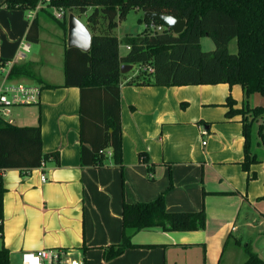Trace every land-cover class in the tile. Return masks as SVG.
Returning <instances> with one entry per match:
<instances>
[{
	"label": "crops",
	"instance_id": "0c3cea01",
	"mask_svg": "<svg viewBox=\"0 0 264 264\" xmlns=\"http://www.w3.org/2000/svg\"><path fill=\"white\" fill-rule=\"evenodd\" d=\"M90 11L74 15L85 19ZM41 12L34 14L39 41L35 46L29 44L30 52L18 63L30 65L40 80L27 79L42 86L39 105L15 108L12 118L22 127L40 122L43 154L57 153L59 158L49 157L42 166L22 172L0 170L5 189L1 240L8 246L1 247L9 251V259L24 251L58 248L71 255L79 252L85 264H221L226 244L233 241L241 250L248 244L264 260V247L263 257L256 252L257 244L264 245V200H259L264 194V160L252 165L249 173L241 170V116H225L227 97L236 101L235 109L243 106L241 87L224 83L131 86L125 83L136 73L122 77V165L109 160L101 168L82 167L79 89L62 86L65 32L60 27L44 38L46 21L40 22ZM29 24L23 11L0 8V59L18 56ZM251 99L254 104L263 102L253 96L248 101ZM259 124L253 126L255 134ZM201 129L207 131L206 136L200 135ZM140 154L148 158L153 180L147 165L139 160ZM249 174H255V179L248 181ZM163 192L170 213L204 208L205 229H129L130 242L140 247L103 260L104 249L121 244L122 204L151 202ZM238 224L247 232L252 230L253 237L242 231L236 234Z\"/></svg>",
	"mask_w": 264,
	"mask_h": 264
},
{
	"label": "trees",
	"instance_id": "16d2710c",
	"mask_svg": "<svg viewBox=\"0 0 264 264\" xmlns=\"http://www.w3.org/2000/svg\"><path fill=\"white\" fill-rule=\"evenodd\" d=\"M45 5L44 11L65 32L64 81L67 88L79 89V138L81 166L101 168L111 160L122 165V125L120 119L121 65L138 66L140 72L125 84L133 86L187 87L228 84L239 86L246 103L253 95L264 97V0H5L0 8L6 10H35ZM48 9L62 11L64 18L55 19ZM85 25L92 32L90 51L84 52L66 47V12L86 15ZM171 15L184 21V31L175 35L163 27L162 32L149 30L153 21L144 20V32L133 37L118 39L113 30L130 11ZM141 22V20H139ZM101 27V28H99ZM39 25L35 17L29 24L25 42L39 41ZM209 37L215 49L203 52L199 41ZM235 39L237 53L229 52V43ZM130 48L120 55L119 46ZM152 67L148 73L142 69ZM13 78L38 80L30 65L18 64L12 68ZM225 116L228 119L241 116L244 137V159L241 170L249 173L252 165L260 163L251 152L252 130L259 123L258 137L264 147V107H249L244 102L235 109L236 101L226 98ZM39 122V121H38ZM57 153L43 154L40 122L36 126L22 127L7 124L0 119V170L22 171L38 168ZM139 160L151 168L145 154ZM248 181L255 179L249 174ZM3 187L0 176V217L3 218ZM165 194L154 201L122 204L121 244L104 249L103 260L121 256L127 249L139 248L130 242L126 231H139L159 227L165 232L201 231L206 227L204 208L196 212L170 213L165 207ZM264 200V194L259 198ZM230 238V237H229ZM227 245V244H226ZM152 249L155 246H143ZM244 264H264L248 244L242 247ZM0 264H9V251L0 248Z\"/></svg>",
	"mask_w": 264,
	"mask_h": 264
},
{
	"label": "built area",
	"instance_id": "2783aa9c",
	"mask_svg": "<svg viewBox=\"0 0 264 264\" xmlns=\"http://www.w3.org/2000/svg\"><path fill=\"white\" fill-rule=\"evenodd\" d=\"M42 8V5H38L35 10L28 11L27 17L33 19L35 13ZM54 10L55 19L61 21L64 18L63 12ZM150 30L156 32H162L163 27L161 25L150 24L148 27ZM127 50V46L125 47ZM18 56L14 59L2 60L0 59V119L7 124L15 123L12 118V111L15 108H28L32 106H38L40 95L42 92V86L32 82H23L18 78L12 77V68L23 61L27 54L30 52L29 43L23 42L19 46ZM151 74L153 72L152 67L142 69ZM207 131L201 129L200 135L206 136ZM205 144V143H203ZM46 179L43 178V182ZM4 220L0 217V240L4 236L3 229ZM10 264V262H9ZM16 264H85L83 260L77 259L71 256L69 251L58 248L33 250L32 252H21L17 257Z\"/></svg>",
	"mask_w": 264,
	"mask_h": 264
},
{
	"label": "rangeland",
	"instance_id": "374dc122",
	"mask_svg": "<svg viewBox=\"0 0 264 264\" xmlns=\"http://www.w3.org/2000/svg\"><path fill=\"white\" fill-rule=\"evenodd\" d=\"M47 11H49L52 15L54 13V10H51V9H48ZM27 13H28V11H26V13H24V16L26 17L27 21L31 22L32 19L31 20L28 19V17L26 16ZM69 14H70L69 12H66L67 19H68ZM73 14L78 16V14H76V13H73ZM39 15H40L39 20L41 23L46 21V24L44 26L46 28V32H45L46 34H44L42 36L44 38L46 37L48 39L52 34H55L54 33L55 29H59L60 27H59L58 23L54 19L50 18L47 14L41 12ZM143 15H144L143 12H140L137 10L130 11L129 14L127 15V17L124 20H122L121 22H119L117 27L113 30V35L122 39L125 36L133 37V36H136L138 34H141L142 32H144V29L146 27V24L143 20ZM80 20H81V22L85 23V19L83 17H81ZM139 20H141V22ZM99 28H101V27H99ZM66 39H67V33H66ZM199 45L201 46V49L203 52L204 51L205 52H211L215 49V46H214L212 40L207 36H203L200 39ZM228 45H229V47H228L229 52L231 54H236L237 53V46H236L235 39L230 41V43ZM32 46H35V44H32ZM120 48H121L120 53L125 54L126 53L125 48H123L122 45L120 46ZM32 71L35 73L34 69ZM139 72H140V68L138 66H134L133 70L131 72L127 73L126 76L131 74V73H133V74L137 73L138 74ZM18 80H23V82H28V81L30 82V80H27L24 78H20ZM253 97H255L256 100L263 99V102L262 103L256 102L254 104L253 99L249 100L247 103H246V99H245L244 102L246 104H248L249 107L258 106L259 104L262 107H264V97L260 98L261 96H259V95H253ZM17 109H21V108H17ZM24 109H27V108H24ZM257 139H258L257 134H255L252 130V152H254L257 155L260 162H263V160H264V147L261 144L260 139H258V140ZM204 141H206V138L204 139ZM249 214H252L251 211H249ZM241 231L249 233V234H247V236L253 237L252 236L253 235L252 230H248V232H247L245 229V226L238 224V231L236 234L241 233ZM236 234H234V236ZM2 241H4V242L2 243ZM1 246L8 247L7 243L5 242V239L0 240V248H2ZM263 247H264L263 244H257L256 245V252L258 253L259 256H262ZM72 253H73L72 254L73 256L71 255L72 257L77 258V259H82V255L79 252H77V253L72 252ZM245 260H246V258H245L244 252L240 248H238L234 244L233 241H231L227 244L225 251L222 254L221 264H243L245 262ZM9 262H10V264H16L17 255L14 256L13 254H11Z\"/></svg>",
	"mask_w": 264,
	"mask_h": 264
},
{
	"label": "water",
	"instance_id": "95a60500",
	"mask_svg": "<svg viewBox=\"0 0 264 264\" xmlns=\"http://www.w3.org/2000/svg\"><path fill=\"white\" fill-rule=\"evenodd\" d=\"M144 20L153 21L159 25H162L166 29H170L175 35H179L184 31L185 22L175 19L171 15H161L158 13H145L143 15ZM67 39L66 47L75 48L84 52L90 51V44L92 34L89 32L86 25L81 22L74 14H69L67 19ZM133 70V66L121 65L120 72L125 75Z\"/></svg>",
	"mask_w": 264,
	"mask_h": 264
}]
</instances>
